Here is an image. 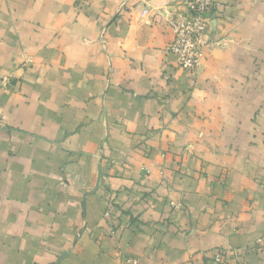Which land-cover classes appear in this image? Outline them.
<instances>
[{
  "label": "crops",
  "instance_id": "1",
  "mask_svg": "<svg viewBox=\"0 0 264 264\" xmlns=\"http://www.w3.org/2000/svg\"><path fill=\"white\" fill-rule=\"evenodd\" d=\"M217 1L187 72L182 0H0V264H264V0Z\"/></svg>",
  "mask_w": 264,
  "mask_h": 264
},
{
  "label": "built area",
  "instance_id": "2",
  "mask_svg": "<svg viewBox=\"0 0 264 264\" xmlns=\"http://www.w3.org/2000/svg\"><path fill=\"white\" fill-rule=\"evenodd\" d=\"M86 1L97 2L101 0ZM182 3L184 5L183 11L164 13L172 33V40L165 50L174 57L180 69L194 72L203 60L204 49L210 45L207 36L209 18L219 4L217 0H182ZM13 86L11 75L0 77V92H9ZM172 206L174 208L180 207L178 204H172ZM232 255L234 264H242L240 256ZM119 257V264H136V260L131 257L123 255H119ZM229 257L230 253L216 251L211 255V264H230Z\"/></svg>",
  "mask_w": 264,
  "mask_h": 264
}]
</instances>
